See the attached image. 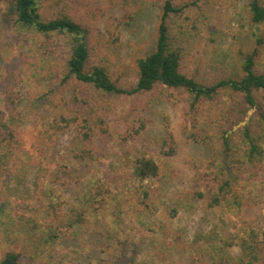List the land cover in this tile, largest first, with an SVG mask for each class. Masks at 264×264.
Instances as JSON below:
<instances>
[{
    "label": "rangeland",
    "instance_id": "rangeland-1",
    "mask_svg": "<svg viewBox=\"0 0 264 264\" xmlns=\"http://www.w3.org/2000/svg\"><path fill=\"white\" fill-rule=\"evenodd\" d=\"M250 1L177 0L181 6L190 4L169 20L171 38L185 56L184 72L205 85L242 77L244 56L254 46L252 35L264 33V23L253 25L250 20ZM9 2L5 0L0 5V98L6 78L19 73L15 86L25 93L29 108L37 116L51 118L62 109L75 114L79 107L70 102L73 86L60 83L66 72V56L52 58L46 65L38 64L39 37L33 30L16 24ZM261 2L264 4V0ZM58 10L51 7L49 0L41 3L47 19L56 17ZM158 13L157 8L146 9L137 21L121 27L116 44H107L113 40L107 30L108 20L91 16L84 3L76 4L73 14L89 30L90 65L108 68L114 78L121 74L124 87L134 86L138 79L135 59L154 47ZM110 15L121 13L112 11ZM103 51L111 55L109 60L101 59ZM262 53L259 67L264 72V47ZM90 94L92 105L102 110L112 132L123 130L120 117L135 101L147 102L145 115L151 120L147 129L137 141L125 146L115 138L116 134L103 149L97 142L100 150L95 151L92 160L78 157L75 126L68 129L57 143L54 160L76 170V180L65 186L51 184L42 177V169L31 162L29 151L19 152L12 163L13 172L0 178V261L7 254L16 253L20 255L19 264H119L120 237L138 244L140 264H194L193 256L198 264H205L210 256L207 251L200 255L193 251L192 255L174 247L169 243L174 242V235L171 232L165 238L166 229L183 230L188 241L197 233L213 230L223 238H231L244 235L245 222L257 221L264 214L260 205L253 204L256 198L264 199V189L252 182L244 184L240 207H209L194 195L198 172L206 171L221 152L222 142L217 138L201 144L185 138L184 114L194 99L191 93L168 89L164 94L137 97L103 94L91 88ZM230 99L229 92L222 94L218 106ZM258 99L264 104L263 95L258 94ZM252 113L249 111L246 118L239 114L237 119L243 121L234 129L244 125ZM167 126L176 136L177 152L162 157L156 150V140L169 131ZM26 129L30 139L35 129L31 124ZM252 129L256 134L260 132L256 123ZM140 153L152 156L160 167L156 178L143 183L154 195L156 211L143 212L146 209L140 183L133 178L134 161ZM98 184L108 186L112 192L101 207L91 203L90 188ZM100 200L98 196L95 202ZM173 209L177 210L175 217ZM78 214L83 216V223L77 221ZM52 232L58 236L54 242L50 238ZM108 233L116 234L115 239H109ZM229 252L238 257L240 247L234 245Z\"/></svg>",
    "mask_w": 264,
    "mask_h": 264
},
{
    "label": "trees",
    "instance_id": "trees-1",
    "mask_svg": "<svg viewBox=\"0 0 264 264\" xmlns=\"http://www.w3.org/2000/svg\"><path fill=\"white\" fill-rule=\"evenodd\" d=\"M42 1L10 0L9 3L14 10L16 24L23 29L33 30L39 37L37 50L41 59L38 64L46 65L52 58L66 56V72L60 83L64 87L73 86L70 102L79 109L75 114L62 109L51 118H41L29 108L25 93L15 86L20 74L7 77L0 98V178L13 172L12 163L18 153L25 150L29 151L31 162L41 167L40 175L51 184L65 186L72 179L76 180L75 169L54 162L60 137L73 126L76 129L75 147L80 148L78 157L82 160H92L95 151L105 148L115 134V138L124 146L129 141H137L151 121L145 115L147 102L135 101L120 117L123 130L112 132L102 110L91 103V88L103 94L137 97L156 92L164 94L168 89H185L194 97L184 114L185 138L201 144L212 143L217 138L222 142L221 152L217 153L206 171L198 172L194 195L209 207L226 204L240 207L244 184L252 182L264 189V104L258 99V94L264 96V72L259 67L263 57L264 33L252 35L254 46L244 56L240 79H221L205 85L183 71V50L170 35L171 16L182 13L190 4L181 6L177 0H49L51 7H58L59 10L56 17L47 19L41 11ZM197 1L201 0L194 3ZM4 2L0 0V5ZM78 3H84L91 16L108 20L107 30L113 40L107 44H116L121 27L137 21L146 9H158L155 45L146 55L136 57L138 79L134 86L124 87L120 82L121 74L114 78L108 68L90 65L89 30L73 14L74 6ZM112 11H118L121 15H110ZM248 12L253 25L264 23V4L261 0H251ZM102 55L103 60L111 57L104 51ZM227 92L231 96L230 102L218 106L220 96ZM249 111L253 113L246 123L234 129L243 121L237 119L239 114L246 118ZM254 123L259 127L258 134L252 129ZM30 124L35 131L28 139L26 127ZM167 127L169 131L156 140V150L162 157H171L177 152L176 136L170 126ZM97 142H101L100 149ZM240 150L241 154L238 153ZM159 172L160 167L152 156L140 153L135 158L133 178L140 183L139 192L146 209L143 212L157 210L154 195L143 183L156 178ZM90 195L91 203L101 207L106 198H111L112 192L108 186L98 184L90 188ZM98 196H101V200L95 202ZM253 204L260 205L264 210V199L256 198ZM176 215L177 210L173 209L172 216ZM258 218L254 222H245L244 235L231 238H223L215 230L197 233L190 241L185 238L183 230L166 229L164 235L167 238L172 232L174 242L169 243L191 254L195 251L200 255L203 250L207 251L210 256L205 264H264V214L261 213ZM76 219L84 222L80 214ZM108 236L114 240L116 234L108 233ZM50 238L54 242L58 236L52 232ZM118 242L121 246L118 263L140 264L137 258L138 244L120 237ZM234 245L240 247L238 257L229 252ZM19 262V254L9 253L0 264ZM193 263L198 264L195 256Z\"/></svg>",
    "mask_w": 264,
    "mask_h": 264
}]
</instances>
